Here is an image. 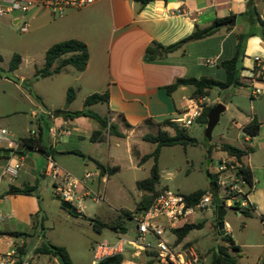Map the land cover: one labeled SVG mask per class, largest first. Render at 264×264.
<instances>
[{"label":"rangeland","instance_id":"1","mask_svg":"<svg viewBox=\"0 0 264 264\" xmlns=\"http://www.w3.org/2000/svg\"><path fill=\"white\" fill-rule=\"evenodd\" d=\"M257 7L259 4L253 0ZM261 17L264 19V1L259 5ZM19 16H8L0 18V56L2 62L0 67L4 70V76L11 82L0 79V128L7 129L14 140H21L20 137L31 136L33 131H37V122L32 118L33 112H38L44 107L46 111L68 110L70 112L80 111L85 108V100L94 93H101L102 68L100 66L99 55L95 61V68L91 74L79 79L80 72L70 68L71 72H63L49 78H35V68L42 67L45 63L47 50L54 44L70 39L90 38L101 36L102 41L98 42L95 54L103 51L105 40L111 39L114 35L115 26L108 7L102 9L98 6H91L79 11H71L63 17H55L48 11H30L23 19L30 25L28 33H22L20 26L14 23V19ZM243 23L246 22L243 20ZM238 31L246 30L243 26L237 25ZM91 44L92 41H91ZM94 46V45H93ZM15 54L21 55L23 62L16 71H10V63ZM94 54V53H93ZM258 80L259 76H255ZM94 79V82H91ZM248 86L231 88L229 91L212 89L210 103L218 101V91L221 92L222 102L228 105L227 111L222 114L219 123L212 132L211 139L205 135L206 125L197 121L192 126H188L190 135L197 140L196 145L184 148L181 145L164 147L159 157L160 183L156 186V193L165 189L188 195L198 190H206L211 187L207 171L215 173L219 167L220 159L224 156L216 148L212 153L209 149L222 141L231 142L239 146L236 142V135L231 136L229 129L233 126V120L250 116L254 110H260L264 105V94L259 97H252L253 86L264 90V82L247 81ZM16 84H20L22 92L17 89ZM75 90L74 101L67 106L68 90ZM220 104V103H217ZM205 102L204 110L209 108ZM91 111L101 115H106L104 104H95L89 108ZM262 109V107H261ZM48 121V116L45 118ZM75 126L70 127L71 133L79 131L85 134L100 128L99 123L88 117L75 119ZM80 123V124H79ZM147 133L157 135L160 129L158 124L147 125ZM80 128V129H78ZM173 134V130L164 128ZM145 135V134H144ZM144 135L138 133L134 138L132 152L128 146L129 140H121L111 137L102 146L95 147L89 141L83 148L86 154L101 162L111 165H120L118 172L103 178L97 176L99 169L96 164L88 159L84 160L80 156H67L66 164L68 171L77 176H84L90 172L94 177L89 180L87 187L80 194L83 204V213L74 216L62 207V202L57 200L51 177L42 176L45 157L38 152H28L23 162L18 182L25 184L39 185L38 194L41 198L42 215L46 218L44 222L45 230L43 235L31 242H49L56 246L65 247L75 264H92L93 249L97 242L109 240L116 241L120 237L132 238L136 234V223L133 219L125 215L136 212L139 203L145 197H152L139 190L137 183L151 177L154 160L151 159L141 163V158L152 153L156 145L144 141ZM51 136L45 131L44 142L48 143ZM71 139H77L74 136ZM234 138L235 141H230ZM51 140H53L51 138ZM62 142H65L64 138ZM255 152L251 155V164L256 168L257 192H254V200L258 209L250 208V215L243 214L236 209L237 202L232 200L223 189L218 191L219 201H225L227 215L225 222L227 235L231 236L240 247L241 252L237 258L238 264H264V124L260 136L253 141ZM69 149V145H63ZM17 155H11L15 160ZM19 158H17V161ZM209 161L212 163L209 165ZM103 175V174H101ZM9 182L4 179L2 188ZM19 184V183H17ZM1 188V189H2ZM89 192V196H84ZM155 196V195H154ZM217 207L215 205L209 211L194 215L190 222L192 224H202L203 228L192 231L181 243H178L177 236L172 233L165 235L166 241L173 245L176 241L184 250H192L202 260V264H210L213 252H217L220 247H227L219 231L217 219ZM76 208V207H75ZM246 210V209H244ZM136 213L134 215H139ZM92 220L105 223H116L122 221L121 225L127 228V233H116L105 229L102 233H97L92 227ZM20 249L18 252L21 258ZM26 259L35 258L29 247H24ZM229 253H235L230 250ZM42 258L46 259L47 256ZM149 260L144 256L134 257L132 253L124 256L121 264H148ZM53 264H58L53 260ZM153 264H160L153 260Z\"/></svg>","mask_w":264,"mask_h":264},{"label":"crops","instance_id":"2","mask_svg":"<svg viewBox=\"0 0 264 264\" xmlns=\"http://www.w3.org/2000/svg\"><path fill=\"white\" fill-rule=\"evenodd\" d=\"M250 1L251 0H159L151 2L144 8H141L138 3L132 0H104L94 5L98 6L100 9L104 7L109 8L115 31L111 39H106L104 41L105 45L103 51L101 50L98 54H95L97 51L95 45H98L97 43L102 41L101 36L90 38V41L87 40V38L78 39L87 44L90 54L87 69L84 72H80L81 75L79 79H83L91 74L96 65V58L99 55L103 75L101 93L106 90H109L110 93L109 103L104 104L106 107L105 116H107L109 122L116 125L118 131L124 135L123 138H116L126 141L129 140L128 149L132 156H134L132 152L134 138L138 137V133H140L141 136L150 134L146 132L149 131L147 127L149 124H146L147 120H152L153 124H159L165 120L176 119L180 117L190 105L192 94L195 91L194 87H181L172 94H169L165 87L172 85L177 79L181 78L201 79L206 77L218 81H225L226 72L222 68H219L218 64L224 60L231 59L235 55L237 44L236 35L245 30L238 31L236 27H232V30L223 28L211 37L199 41H192L180 50L155 61H145L144 57L148 47L154 41L165 46L175 44L192 35L196 26L206 28L217 18H224L230 15L239 16L247 10ZM263 1L264 0H256V3L261 5ZM259 5L257 8H259ZM16 20L17 18L14 19L15 24ZM242 24L246 29L248 24H244L243 20ZM91 41L93 44H91ZM256 57L264 61V42L258 36L251 37L247 42L246 58L243 63L245 70L242 72V77L245 79V82L248 83L247 81L251 80L254 85L259 82V80L255 78L254 69H260L255 62ZM70 68L72 67H67L65 73L71 72ZM0 79L11 82L7 78L0 77ZM91 82H94V79ZM261 82H264L263 70ZM15 86L22 92L20 84L15 83ZM229 90L230 89L226 91ZM212 91L213 90H211L209 96L205 98V102L211 107H216L218 105L217 103L223 104L226 112L228 105L222 102L220 91H218V101L214 104L213 102L210 103L209 97ZM0 102H2L1 98ZM261 107L260 110H254L250 116L246 115L244 118L234 119L232 121L233 127L229 129V134H232L231 136L236 135V142L239 143V146L225 141L215 146L227 143L239 149L251 147L255 152L253 141L257 139L260 134L257 137L251 138L244 133L243 128L250 123L254 117H256L263 126L264 105ZM45 111L44 107H41L37 113L33 112L32 114V118L37 122V131H35L36 138H41L43 145L52 149V155L55 161L67 171L66 158H68L67 156H73V154L65 153L78 151L86 157L95 159L91 154H86L84 152L83 148L86 142L89 141L95 147H100L104 142H108L111 137H115L107 134L105 141L93 143L90 138L92 134L100 128L92 130V132L87 134L78 130V132L74 134L71 133L70 127L75 126V119L65 120L62 117L51 118L48 116V121H45L47 117V115L43 114ZM34 114L37 115L36 118H34ZM120 115L126 119L132 128L127 129L121 124L119 120ZM53 128L68 130L71 134L61 135L59 144H54L51 138L48 143H45V131H48V134L51 136L50 131ZM72 136L77 139H71L70 137ZM20 138L22 139L24 137ZM63 138L65 142H62ZM229 140L235 141L234 138H229ZM63 145H69L70 148L67 149L63 147ZM216 149L220 151L219 148ZM28 152L33 151L21 148L17 152L14 161L10 157L9 159L0 160V163H5L6 161L15 162L17 158L23 163L27 159L25 155ZM220 152L224 155L220 160L229 158L226 152ZM38 153L45 157L46 165L47 156L41 152ZM253 153L246 156L243 162L252 169L254 174L255 187L249 197V202L253 208L257 210L258 207L254 200V192H257V184L259 181L256 178V168L251 164V155H253ZM134 158L136 157L134 156ZM83 159L86 160V158ZM101 163L109 167L118 166L121 168L120 165ZM211 163L212 162L209 161V165ZM42 170H44V168ZM97 174L100 178H103L104 181H106V177L109 176L108 174L101 175V171ZM42 176H44V174ZM77 177L81 178L83 176ZM11 185L24 187L31 184H25L24 181L18 182V179L13 183L7 182L3 188L1 187L2 185L0 186V196L3 195ZM39 210V201L34 196L19 195L0 198V255L18 250L19 247L28 248L31 244L29 252L32 251L35 255V258L31 261L32 264H53L54 258L47 256V258L44 259L42 258L43 256L35 254V248L40 245L39 240L38 242H31L36 238L40 239V237L34 234L32 224L33 216H35ZM18 233L28 234L30 236H18L17 238L12 236ZM27 255L28 254L22 259L31 260L26 259ZM71 260L73 262L72 257Z\"/></svg>","mask_w":264,"mask_h":264},{"label":"trees","instance_id":"3","mask_svg":"<svg viewBox=\"0 0 264 264\" xmlns=\"http://www.w3.org/2000/svg\"><path fill=\"white\" fill-rule=\"evenodd\" d=\"M138 3L141 8H144L148 4L154 1L159 0H132ZM167 1V0H162ZM254 1H250L247 10L241 14L242 20H244L248 26L247 29L243 32L237 33L236 39V51L235 55L228 60H224L218 64L219 68H222L226 72L225 81H218L212 78L203 77L201 79L196 78H181L177 79L172 85L165 87L166 91L169 94L174 93L181 87L192 86L195 88L194 93L192 94V99H205L209 96L210 91L214 88H218L220 90H228L234 87L240 86H249V83L245 82V79L242 77V72L245 70L244 68V60L246 58V49L247 42L251 37L258 36L264 42V19L261 17V14L258 8L254 5ZM237 15H230L224 18H217L210 26L206 28H201L199 26L195 27V31L189 37L175 43L172 45H162L154 41L146 50L145 53V61H155L157 59H161L164 56H167L171 53H174L181 48H183L186 44L192 41H199L206 39L215 35L221 29L226 28L227 30H232L233 28L229 26V23L236 19ZM90 54L88 46L85 42L80 41L78 39H70L60 43H56L52 45L46 52L45 55V63L42 67L35 68V78H49L54 75H59L65 72L67 67H72L78 72H84L87 69L89 64ZM2 62V57L0 56V63ZM22 63V57L19 54H15L10 63V71H16ZM255 76H259V81L262 80V71L258 68L254 69ZM0 76H4V70L0 67ZM8 78V77H6ZM75 99V90H68V98H67V106H69ZM110 99L109 90H106L103 93H94L90 95L85 100V108L80 111L70 112L68 110H56L54 111V117H62L65 120L68 119H76L80 117H88L96 120L100 129L95 131L91 136V142L99 143L103 142L106 139V135L109 134L111 136L123 138L124 135L118 131V127L109 122V118L107 116H101L89 108L95 104H108ZM214 107H209L204 110L201 117L197 119V122L206 125L208 122V115L210 111ZM119 120L121 124L130 129L132 126L126 121L123 116H119ZM152 120H147L146 124H151ZM160 126L159 132L157 135L148 134L145 135L144 141L156 145L155 150L152 153L146 154L141 158V163H145L151 159L154 160V166L151 171V177L137 183L139 190L144 193L151 195L152 197H145L138 205L136 209V213H144L147 211L151 205L154 203L158 193H156V186L160 183V171H159V157L161 154V150L164 147H173L176 145H181L184 148H187L190 145H196L197 140L193 138L187 127H184L178 123L173 122L172 120H165L158 124ZM164 128H169L173 130V134ZM262 123L254 117L250 123L244 126V133L251 137H257L261 133ZM20 144L22 148L30 151H38L46 156L52 155L53 151L51 148L43 145L41 138H36L34 136L24 137L20 140ZM214 148H219L220 151L226 152L229 157L234 158L235 161L239 164V172L244 175V178L248 185L251 188L255 187L254 174L252 169L244 164L243 160L246 156L250 155L254 152L251 147H247L246 149H239L235 146H232L227 143L220 144L219 146H212L209 149V153L211 154ZM13 152V150H10ZM65 154H73L80 156L82 158H86L92 162H94L97 168L101 171L103 175L108 174L109 176L115 174L120 170L118 166L109 167L101 162L92 159L91 157H86L82 153L78 151L67 152ZM10 157L1 156L2 159H9ZM208 177L210 179L211 187L207 190H198L191 194L185 195L187 201L190 204H196L203 197L211 195L214 197L215 205L218 204V187L215 181V175L208 170ZM39 185H26L24 187H17L11 185L9 189L0 196L3 198L4 196H34L38 199L40 210L39 212L33 216L32 224L34 228V234L38 237L43 235L45 230L44 222L45 217L42 215L43 210L41 207V198L38 194ZM155 195V196H154ZM250 208H253L251 205L248 209H240L236 207L237 210H240L243 214L249 216ZM254 209V208H253ZM67 211V210H66ZM132 215L130 212H125V215L129 218L133 219L135 215ZM217 214V211H216ZM81 213L78 215L80 216ZM264 220V219H263ZM122 221H118L116 223H105L98 220H92V227L95 232L102 233L103 230L108 229L117 233L126 234L127 228L121 225ZM219 225V222H218ZM203 228L202 224H187L181 229H177L175 231L178 237V243H181L188 235L194 230H200ZM222 239L227 242V247H220L217 252H213L210 258V264H238L237 258L239 253L241 252L240 247L235 243L234 239L227 235H222L220 232ZM19 237L22 236H30L28 234L18 233ZM20 249L22 255H26V251ZM232 250L235 254L231 255L229 251ZM35 254L41 256H49L54 259L63 258L67 264H74L71 260L68 250L65 247L56 246L49 242H42L38 247L35 248ZM124 259V256H118L114 258L107 259L99 264H121ZM154 259H149L148 264H153Z\"/></svg>","mask_w":264,"mask_h":264},{"label":"built area","instance_id":"4","mask_svg":"<svg viewBox=\"0 0 264 264\" xmlns=\"http://www.w3.org/2000/svg\"><path fill=\"white\" fill-rule=\"evenodd\" d=\"M104 0H0V18L8 16L16 17V24L20 26L22 33H28L30 25L23 20L32 10L48 11L55 17H63L71 11H79L94 6ZM255 62L264 71V61L256 57ZM252 96L254 98L264 94V90L253 86ZM205 99H191L188 108L180 117L172 121L184 127L192 126L204 112ZM43 114L54 118L53 112L45 111ZM36 118V114L33 115ZM54 144H59L61 135H70V131L61 128H53L50 131ZM31 136L36 137L33 131ZM12 134L5 128H0V150H13L11 155H17L22 148L20 140H14ZM23 163L21 161H6L0 163V186L4 179L10 183L15 182L20 174ZM239 164L234 158L220 160L219 167L215 173V181L218 190H225L228 196L237 202L236 207L248 209L251 204L249 197L253 191L246 182L244 175L239 172ZM46 177L53 179V187L56 196L63 202L70 203L73 207L83 213V204L80 194L82 189L94 177L88 172L79 178L71 172L63 169L54 159L53 155L47 156V162L43 170ZM97 176H99L97 174ZM84 196H89L87 192ZM225 206V201H219L217 205ZM215 206L214 197L211 195L203 197L196 204H190L185 195L173 192L169 189L161 191L151 207L133 220L136 223V234L132 238L120 237L116 241L103 240L97 242L93 249L92 264H99L107 259L126 256L132 253L134 257L144 256L154 259L160 264H202V260L192 250H184L177 241L170 245L165 235L175 234L190 224V219L199 213H203ZM228 227V225L226 224ZM177 236V235H176ZM178 240V237H177ZM0 264H32L30 260H23L18 250L0 255Z\"/></svg>","mask_w":264,"mask_h":264},{"label":"water","instance_id":"5","mask_svg":"<svg viewBox=\"0 0 264 264\" xmlns=\"http://www.w3.org/2000/svg\"><path fill=\"white\" fill-rule=\"evenodd\" d=\"M242 24V16L239 15L236 19L232 20L229 23L230 27H236L237 25H241ZM225 112V106L223 104H218L216 107H214L209 115H208V122L206 124V137L208 139H211L212 136V132L214 130V128L217 126V124L220 121V117L222 115V113ZM12 154V152L10 150H0V157L1 156H6V157H10ZM57 200L61 201L59 198H57ZM62 207L67 210L70 214L74 215V216H78L80 214V212L73 207L70 203L68 202H62ZM227 215V210L226 208L219 204L217 207V219L219 221V231L221 232L222 235L226 234V222H225V217ZM14 238L18 237V234L12 235ZM57 263L58 264H67L65 262V260L63 258H58L57 259Z\"/></svg>","mask_w":264,"mask_h":264}]
</instances>
